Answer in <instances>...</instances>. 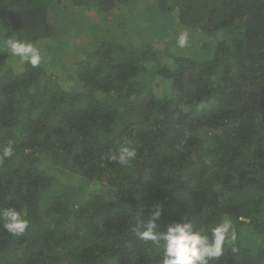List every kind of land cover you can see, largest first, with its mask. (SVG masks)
I'll list each match as a JSON object with an SVG mask.
<instances>
[{"label": "trees", "instance_id": "16d2710c", "mask_svg": "<svg viewBox=\"0 0 264 264\" xmlns=\"http://www.w3.org/2000/svg\"><path fill=\"white\" fill-rule=\"evenodd\" d=\"M139 1L69 0L112 18ZM164 1L148 3L153 15L161 5L171 26L222 38L166 64L150 41L104 31L50 63L75 50L46 47L68 24L63 1L0 0V41L44 50L33 68L0 43V149L15 144L0 163V209L30 220L23 235L0 221V264H160L133 230L158 203L159 231L185 216L209 229L231 220L238 239L212 264H264V0ZM125 140L137 149L130 167L108 159Z\"/></svg>", "mask_w": 264, "mask_h": 264}, {"label": "clouds", "instance_id": "9594fccd", "mask_svg": "<svg viewBox=\"0 0 264 264\" xmlns=\"http://www.w3.org/2000/svg\"><path fill=\"white\" fill-rule=\"evenodd\" d=\"M0 43L11 56L18 57L33 68L41 65L43 56L36 43L15 35L8 36ZM188 45L189 33L180 32L176 37V46L183 49ZM14 154L15 144L10 140L7 146L0 149V163L10 159ZM136 156V147L131 141L125 140L108 159L120 166L130 167ZM163 213V204L153 205L147 222L139 219L133 229L140 240L150 243L161 252L160 264H212L224 255L227 244L235 243L238 239L237 230L227 217L209 229L203 223L197 224L185 216V222L173 221L167 225L166 230L159 231L157 221ZM0 221L3 223V229L12 235L25 234L30 224L27 213L15 207L0 209ZM232 251L235 252L237 249L234 247Z\"/></svg>", "mask_w": 264, "mask_h": 264}, {"label": "rangeland", "instance_id": "374dc122", "mask_svg": "<svg viewBox=\"0 0 264 264\" xmlns=\"http://www.w3.org/2000/svg\"><path fill=\"white\" fill-rule=\"evenodd\" d=\"M62 1L63 5L68 9L67 12L69 13V15L67 16L68 21L61 18H59V21H65L68 24L58 32L59 35L48 39V44L46 47L49 48L50 46L53 47L55 46V44H59L64 49L66 48L65 46H67V44H73L72 46L75 50H67V53H64L62 57L49 59L50 63H54V61L57 59L56 61H59L61 62V64H63L68 60H72V58H75L76 56L78 58V55H76L77 52H79V54H82L85 51L92 49L90 46L92 40L90 41L89 38L95 39V37H97L99 34H102L104 31H108L111 34L115 33V35L122 33V37L127 36L128 38H125V40L123 39L122 41V43H124L125 45L134 44L135 46H138L144 41H150L155 49L161 50L162 54L160 56V59L166 64L173 63L172 56L188 55L194 57L195 55H198L196 52L201 51L198 48L200 41L199 38H209L210 43L213 42V40H211L212 38H222L221 33L217 34L215 37L214 34L205 35L200 32V29L186 28L180 25L179 22H175L171 26L172 22L162 11L164 6H159L157 16L153 15V13L149 10L148 3H152L156 0H141L139 2H136L135 4H131L128 8H123L122 6H120L122 7V9L119 11V18L105 16V14L98 11L97 6L93 3L89 6L81 5L79 7H74L71 5L69 0ZM164 3L169 5L170 1L166 0L164 1ZM158 16H164L166 18L161 20L158 18ZM73 20L77 23H71L73 22ZM163 23H165V26H169V28H166L165 31L163 29ZM66 27L68 28L64 30V28ZM161 28L166 33L165 37L160 35L162 31ZM182 31H187L189 33V44L192 43V45H188L183 49L176 46V37ZM199 34H202V36H199ZM117 38H121V36L119 35ZM43 45H46V42ZM43 47L44 46H42V48ZM40 50L42 56H44V50H42L41 48ZM14 59L15 58H12L9 62L11 63V65H14V70L16 72H22L24 70L23 63L18 62L16 64H13ZM52 67L53 72H60L59 74L64 73V70L63 68H61V66L56 67L53 64ZM153 78L154 75L149 80H153ZM165 88L166 87H163L162 90H164Z\"/></svg>", "mask_w": 264, "mask_h": 264}]
</instances>
